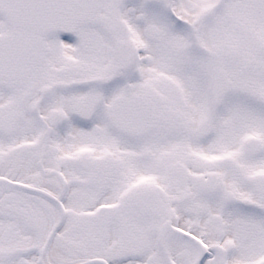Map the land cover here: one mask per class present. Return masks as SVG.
<instances>
[{
	"label": "snow or ice",
	"instance_id": "snow-or-ice-1",
	"mask_svg": "<svg viewBox=\"0 0 264 264\" xmlns=\"http://www.w3.org/2000/svg\"><path fill=\"white\" fill-rule=\"evenodd\" d=\"M0 264H264V0H0Z\"/></svg>",
	"mask_w": 264,
	"mask_h": 264
}]
</instances>
